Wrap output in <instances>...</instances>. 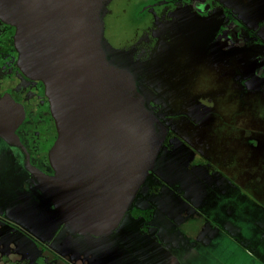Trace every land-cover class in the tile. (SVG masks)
<instances>
[{
	"label": "rangeland",
	"instance_id": "374dc122",
	"mask_svg": "<svg viewBox=\"0 0 264 264\" xmlns=\"http://www.w3.org/2000/svg\"><path fill=\"white\" fill-rule=\"evenodd\" d=\"M148 1L106 0L100 16L108 63L133 75L168 130L154 168L112 233L81 234L33 190L22 152L0 137V264H209L216 256L202 247L214 234L218 247L227 240L216 238L222 226L237 232L240 262L252 264L264 240V101H226L246 95L250 62L264 59V0H221L254 37L240 52L239 82L235 70L204 59L205 29L189 13ZM193 79L211 106L203 123ZM215 259L223 264L225 248Z\"/></svg>",
	"mask_w": 264,
	"mask_h": 264
},
{
	"label": "water",
	"instance_id": "95a60500",
	"mask_svg": "<svg viewBox=\"0 0 264 264\" xmlns=\"http://www.w3.org/2000/svg\"><path fill=\"white\" fill-rule=\"evenodd\" d=\"M106 0H0V20L15 27L17 66L43 82L57 138L54 174L30 163L36 189L81 234L112 233L154 168L164 142L132 74L108 63L100 12ZM25 108L0 101V137L20 146Z\"/></svg>",
	"mask_w": 264,
	"mask_h": 264
},
{
	"label": "flooded vegetation",
	"instance_id": "af4514ba",
	"mask_svg": "<svg viewBox=\"0 0 264 264\" xmlns=\"http://www.w3.org/2000/svg\"><path fill=\"white\" fill-rule=\"evenodd\" d=\"M160 4H177L173 8H170L171 5L167 7L168 12L183 11L186 15L189 13L197 28L205 29L202 37L206 43L205 49L202 50L204 59L210 62L213 69L222 66L227 70H235L234 80L239 82V78L244 75L238 69L241 64L239 62L240 52L254 43L252 42L254 37L251 32L247 31V22L240 13L229 9L221 0H150L144 5L149 8ZM14 34L15 27L0 20V101L10 96L24 106L26 117L16 133L26 152L20 146L12 145L22 152L26 168L27 154H29L30 163L45 175L50 176L54 174V170L49 162L48 153L57 138L55 121L43 82L26 77L17 66L18 51L14 45ZM258 60L256 63L255 60L253 63L250 62V71L243 79L242 92L246 95H238L235 92L236 95L226 102L236 100L234 103H238L239 100L242 102L249 100L252 103L261 104L264 101V95L260 93L264 91V59ZM192 67L189 66V68ZM192 81L191 87L194 86L196 89L195 97H192L196 102L194 116H196V121L199 119V122L203 123L210 115L211 106L207 102V95L201 88L195 87L197 84L195 82L198 80L193 79ZM233 88L234 81L231 85L232 90ZM247 92L254 94L247 95ZM155 126L159 135L165 134L166 138L167 128L159 120ZM4 141L9 143L5 139ZM31 177L32 188L39 195L36 189L37 178L32 173ZM60 263L65 264V262Z\"/></svg>",
	"mask_w": 264,
	"mask_h": 264
},
{
	"label": "crops",
	"instance_id": "0c3cea01",
	"mask_svg": "<svg viewBox=\"0 0 264 264\" xmlns=\"http://www.w3.org/2000/svg\"><path fill=\"white\" fill-rule=\"evenodd\" d=\"M204 210H206V209H204ZM208 211L209 210H207V212ZM202 224L203 223H201L199 226L201 227ZM211 231H213V230L211 229ZM220 231L224 235H221L219 233ZM216 234H217L216 238L220 236V237H223L222 239H225V240L227 239V240L225 242H221L219 247H218L217 242H219V241H215V239L213 238V236L215 235L214 234L213 236H211V240L210 241L208 240L202 248H204L205 250L208 249V251L214 253L213 256H216V257L218 255L220 256V252L222 253V249L225 248V254L227 255V259L225 261H222L223 264H229V263L236 264L238 262L240 264H246V263L240 262L241 257L243 256L242 250L238 251V247L240 246V244L237 242H234L235 240L233 239V237L237 234V232L232 230L230 227L222 226L220 230H217ZM231 237H232V239L228 240ZM262 237H264V231L263 230H262ZM260 241L263 242L262 246L260 248L255 249L253 251L254 253L250 255L252 257V264H264V240L262 239ZM236 245H238V247ZM232 255L235 256L234 260L230 259L231 258L230 256H232ZM246 256L250 257L248 255H246ZM215 258H211L209 264L215 263V261H216ZM216 264H218V262H216Z\"/></svg>",
	"mask_w": 264,
	"mask_h": 264
}]
</instances>
